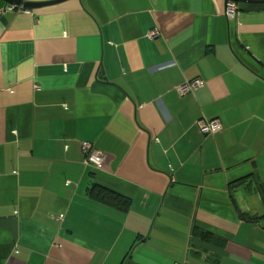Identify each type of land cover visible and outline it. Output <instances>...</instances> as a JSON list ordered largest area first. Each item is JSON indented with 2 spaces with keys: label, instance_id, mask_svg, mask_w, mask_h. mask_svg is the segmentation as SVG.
<instances>
[{
  "label": "crops",
  "instance_id": "obj_1",
  "mask_svg": "<svg viewBox=\"0 0 264 264\" xmlns=\"http://www.w3.org/2000/svg\"><path fill=\"white\" fill-rule=\"evenodd\" d=\"M245 1L231 21L226 0L0 1V264H264V0Z\"/></svg>",
  "mask_w": 264,
  "mask_h": 264
},
{
  "label": "built area",
  "instance_id": "obj_2",
  "mask_svg": "<svg viewBox=\"0 0 264 264\" xmlns=\"http://www.w3.org/2000/svg\"><path fill=\"white\" fill-rule=\"evenodd\" d=\"M13 9L19 12H27L22 7L13 6ZM237 7L236 4L230 0H226L225 2V10L224 15L227 18L228 21H231L236 16ZM2 11H0L1 15ZM149 39H154L157 36V31L152 30L149 33ZM202 81L200 79H193L191 81L185 82L178 86L177 93L179 96L185 95L187 93H190L193 90L198 89L202 86ZM198 131L201 134L208 135L214 131H218L220 129V124L217 120H198L195 124ZM80 149L84 155L83 163L87 167H91L93 169H98L103 160L104 155L103 153L95 150L92 148V145L88 142H81L80 143Z\"/></svg>",
  "mask_w": 264,
  "mask_h": 264
},
{
  "label": "trees",
  "instance_id": "obj_3",
  "mask_svg": "<svg viewBox=\"0 0 264 264\" xmlns=\"http://www.w3.org/2000/svg\"><path fill=\"white\" fill-rule=\"evenodd\" d=\"M256 189H257V192H258L259 196L261 197V200L264 204V182L257 184ZM91 191H93V190H91ZM112 194L113 193L107 192V191L102 189V190H98V192L95 193L94 195H95V197L100 196V199H103V200H106L107 198H110V199L114 198V200L117 201L116 207L118 209H120L122 212H127L129 205H130V200L127 198L121 197L119 195H115V194L112 195ZM110 196H113V197H110ZM260 217L261 216L254 217V219L260 218ZM193 234L195 236H197L200 240L207 242V243L208 242L212 243V242L216 241V239H215L216 237L213 236L212 234L205 232V231H200L196 228H193ZM126 257H128V255ZM126 257H125V259H126Z\"/></svg>",
  "mask_w": 264,
  "mask_h": 264
},
{
  "label": "water",
  "instance_id": "obj_4",
  "mask_svg": "<svg viewBox=\"0 0 264 264\" xmlns=\"http://www.w3.org/2000/svg\"><path fill=\"white\" fill-rule=\"evenodd\" d=\"M2 2H4L5 4H10L13 6H17V7H22L25 9H39V8H43L46 6H51L54 4H58L60 2H63L65 0H53V1H49V2H39V3H35V2H27V1H23V0H0ZM232 2L235 3H247L249 1H245V0H230Z\"/></svg>",
  "mask_w": 264,
  "mask_h": 264
}]
</instances>
